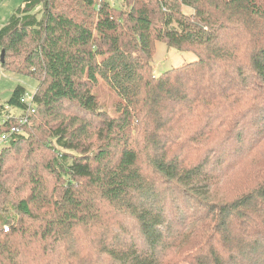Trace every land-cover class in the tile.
Wrapping results in <instances>:
<instances>
[{"label":"trees","instance_id":"trees-1","mask_svg":"<svg viewBox=\"0 0 264 264\" xmlns=\"http://www.w3.org/2000/svg\"><path fill=\"white\" fill-rule=\"evenodd\" d=\"M121 2L24 0L0 27L3 70L37 82L0 122L22 131L0 264H264V0ZM157 42L198 59L156 77Z\"/></svg>","mask_w":264,"mask_h":264},{"label":"rangeland","instance_id":"rangeland-1","mask_svg":"<svg viewBox=\"0 0 264 264\" xmlns=\"http://www.w3.org/2000/svg\"><path fill=\"white\" fill-rule=\"evenodd\" d=\"M24 0H0V27L7 24L10 16L22 6ZM122 0H116V6H121ZM184 12L191 13V9L185 7ZM197 56L189 51H178L169 48L164 42L156 43V53L153 57V69L156 77L161 76L165 72L179 68L185 64L197 61ZM23 86L26 89L27 97L30 99L35 95L37 90V82L28 77L16 75L11 72L4 71L0 62V122L2 117L9 115L19 117L23 114V110L17 107H9L8 102L11 99L13 91ZM94 92L100 98V104L104 111L114 114V103L117 101L116 94L102 80L95 87ZM5 146L0 147V152ZM1 226V221H0Z\"/></svg>","mask_w":264,"mask_h":264},{"label":"built area","instance_id":"built-area-1","mask_svg":"<svg viewBox=\"0 0 264 264\" xmlns=\"http://www.w3.org/2000/svg\"><path fill=\"white\" fill-rule=\"evenodd\" d=\"M100 1H103V0H100ZM109 1L114 3V0H109ZM1 55H2V51L0 50V60H1ZM21 102L27 106V109L25 110L24 114L20 118V124L23 125V124L27 123L29 115H31V114H33L35 112V104L33 103V97H31L29 99L27 96L23 97ZM21 132L22 131H21L20 127H14V128L11 129L10 132L0 134V147L8 145V143L10 142L11 137L13 135H17V134H19ZM8 230L9 229L6 228L5 232H7Z\"/></svg>","mask_w":264,"mask_h":264},{"label":"water","instance_id":"water-1","mask_svg":"<svg viewBox=\"0 0 264 264\" xmlns=\"http://www.w3.org/2000/svg\"><path fill=\"white\" fill-rule=\"evenodd\" d=\"M4 60H5V53L2 51L1 60H0L1 64L4 63Z\"/></svg>","mask_w":264,"mask_h":264},{"label":"crops","instance_id":"crops-1","mask_svg":"<svg viewBox=\"0 0 264 264\" xmlns=\"http://www.w3.org/2000/svg\"><path fill=\"white\" fill-rule=\"evenodd\" d=\"M115 3H116V0H114V4H115ZM26 96H27V95H26ZM22 115H23V114H22ZM22 115H21V116H22ZM21 116H19V117H21Z\"/></svg>","mask_w":264,"mask_h":264}]
</instances>
